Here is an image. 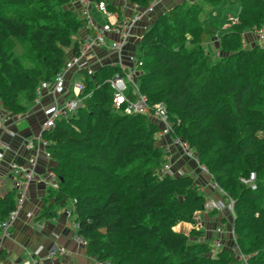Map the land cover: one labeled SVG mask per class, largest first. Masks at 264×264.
I'll use <instances>...</instances> for the list:
<instances>
[{
  "label": "trees",
  "instance_id": "16d2710c",
  "mask_svg": "<svg viewBox=\"0 0 264 264\" xmlns=\"http://www.w3.org/2000/svg\"><path fill=\"white\" fill-rule=\"evenodd\" d=\"M74 1L0 0V100L11 116L25 114L38 84L54 78L68 52L77 54L75 39L85 23ZM126 1L140 8L150 2ZM223 2L238 9L224 29L204 15ZM263 25L264 0L183 2L156 17L134 47L142 62L140 93L150 106L164 104L174 136L233 201L232 229L247 264H264V46L245 49L242 35ZM217 36L211 53L206 46ZM18 43L26 48L21 55L12 49ZM117 71L103 66L84 77L81 106L43 134L59 181L58 189L46 191L53 203L40 218L74 202L75 235L98 263L240 264L227 250L212 255L210 242L198 241L201 232L191 235L192 243L173 230L193 224L207 197L192 176L158 178L164 163L159 128L113 107L107 81ZM251 173L255 190L242 183ZM14 204V189H1L0 223Z\"/></svg>",
  "mask_w": 264,
  "mask_h": 264
},
{
  "label": "built area",
  "instance_id": "2783aa9c",
  "mask_svg": "<svg viewBox=\"0 0 264 264\" xmlns=\"http://www.w3.org/2000/svg\"><path fill=\"white\" fill-rule=\"evenodd\" d=\"M122 6L128 8L126 16H120L119 8L113 3L109 4L108 0H75L71 6L73 10H77L78 17L84 21L85 26L81 30L82 34L75 39L77 44V54L73 55L68 52L67 59L63 68L49 82H40L35 89V99L33 107L41 106L43 99L47 98V104L42 108L45 112V118L39 124L37 135L33 138L22 139L25 149L31 153L25 159V165H20L15 159L8 161V175L11 182V188L15 191L14 210L0 223V241L10 236V230L13 223L23 215L28 220L34 219V214L30 210H25V205L28 201V193L30 186L35 183H41L45 188L56 190L58 189V179L53 171H49L48 176L40 180L35 172L37 161L44 159L53 161L49 152V143L43 138V134L48 133L54 128L55 122L58 120H67L72 117L77 109L81 106L85 97L82 96L84 86V77H93L94 73L103 66L116 68L118 71L107 81L112 92V105L115 109L122 110L126 116H145L150 121L154 122L159 131L156 134L158 140H165L164 145L166 152L169 153V147L177 149L179 154L193 163L196 170L207 178L208 182L205 189L215 197L206 198L201 215L227 213L233 215V201L226 196L218 185L212 181L211 175L207 169L200 165L195 153L189 149L187 143L181 138L174 136L173 125L169 120L164 104L158 103L150 106L147 99L139 91L137 78L140 75L142 62L138 60L134 49H128L127 46L130 38L140 27L142 22L148 19H153L157 15L158 0H150L148 5L140 8L136 4H130L126 0H120ZM118 9V12L109 11L108 7ZM98 13L103 20V24L97 23L93 18L92 12ZM235 22L234 19H231ZM107 35H111L109 45H107ZM258 39L257 45L264 46V25L256 31ZM140 39V38H139ZM139 41V40H138ZM103 51L106 52V56ZM103 53V54H102ZM109 53V54H107ZM105 58H108L105 61ZM82 78L78 80V77ZM23 115H15L7 117L3 112H0V132L7 134L9 138H19V136L9 131L6 126L12 122H20ZM163 146V147H164ZM10 146L0 140V166L6 162L7 153H11ZM170 157L164 160L160 167V177L175 176L171 165L168 161ZM180 175V174H179ZM255 175L251 173L249 178L242 180V183L248 186L251 190H255ZM74 202H71L68 208L64 209L63 215L70 220L69 227L73 231V240L80 246L85 248L86 242L75 235L77 224L74 223L73 214ZM198 214V213H197ZM202 235L199 238V243L210 242L211 254L227 250L240 262L247 264L246 258L240 253L236 244L235 235L229 231L228 239L230 242L229 248H224L222 239L226 233V226L223 222L216 224L212 230L213 237L207 235L202 219H194L192 224ZM41 249H37L33 255L23 259L18 264H43L44 261L40 257ZM66 254L65 250L60 247H54L47 251L46 257L49 259L62 258ZM99 264H110L103 262Z\"/></svg>",
  "mask_w": 264,
  "mask_h": 264
},
{
  "label": "crops",
  "instance_id": "0c3cea01",
  "mask_svg": "<svg viewBox=\"0 0 264 264\" xmlns=\"http://www.w3.org/2000/svg\"><path fill=\"white\" fill-rule=\"evenodd\" d=\"M159 4L157 6V15L165 13L169 9L173 8L176 5H179L185 1L194 2L195 0H158ZM109 4H114L117 8H119L120 0H108ZM70 8V7H68ZM77 14V10H74ZM128 8L121 7L119 8V15L126 16L128 13ZM93 18L97 23L103 24V20L100 18L98 13L92 12ZM153 19H148L145 22H142L140 27L134 33V36L130 38V42L127 46L128 49H134L135 45L138 43L139 38L145 32V30L149 27V25L153 22ZM208 19V18H207ZM232 19V18H229ZM210 20V19H208ZM211 19L210 21H212ZM219 24V23H218ZM147 26V28H145ZM222 27V29L226 28V24ZM82 31L78 33L81 35ZM221 35V34H219ZM107 45H109L111 40V35H107ZM219 42V36L215 37V39L206 46V49L211 53L217 51ZM106 56V52L103 51ZM102 53V54H103ZM109 54V53H107ZM108 58H105V61ZM48 99H43L41 106L33 107L29 112L24 114L23 119L20 121L22 124H16V122H12L6 126L9 131L16 133L19 138H9L7 134H2L0 132V140L6 142L12 152L7 153L6 162L0 166V181L9 182L8 175V167L7 163L10 160L15 159L17 163L20 165H25V159L31 155L32 152L25 149L24 143L22 139L28 140L33 138L38 133L39 124L45 118V112L42 108L47 104ZM55 163L53 161H46L44 159H40L37 161L35 166V172L40 180H43L48 176L49 171L53 169ZM183 175H191L189 169H185L182 171ZM201 175L200 173H198ZM200 180H203V184H199V191L205 196L215 197L209 191L205 189V185L208 180L206 177L201 175ZM48 188H45L42 185V182L35 183L30 186L28 193V201L25 205V210H30L34 214L33 220L26 219L23 215H21L12 225L10 230V236L4 240L0 241V254L4 255V260L0 261V264H18L23 259H26L33 255V253L37 249H41L40 257L44 261L43 264H99L98 262L90 259L86 255L85 248L78 246L73 240V231L70 229L69 224L70 220H68L64 215L63 211H59L56 216L50 218H40L42 215L43 207H50L53 203L52 199L45 200L46 191ZM46 201V203H45ZM205 216L201 214H195L194 219L201 218L204 224ZM181 233V231H175ZM60 247L63 248L66 252L65 256L62 258L49 259L46 257V253L48 250Z\"/></svg>",
  "mask_w": 264,
  "mask_h": 264
},
{
  "label": "rangeland",
  "instance_id": "374dc122",
  "mask_svg": "<svg viewBox=\"0 0 264 264\" xmlns=\"http://www.w3.org/2000/svg\"><path fill=\"white\" fill-rule=\"evenodd\" d=\"M185 2H189V1H185ZM189 3H192V2H189ZM120 4H123V3L120 2ZM237 11H238V9L235 6H233V5L228 6L226 2H223L222 4H220L219 6L213 8V9L205 8L204 15L206 18H208L210 20L213 19V20L217 21L219 23V26H223L227 23V21H229V22L231 21V19H229V18H233L236 16ZM8 12L10 14H12L13 12L15 13L16 11H14V10L10 11L9 10ZM231 24H232V22H231ZM145 28H147V26ZM242 39H243L242 46L245 49H249V48L254 47L255 45H257V42H258V39L256 37V31L255 32H247V33L243 34ZM13 46L14 47L12 49H15L16 53L19 55H21L23 53V51L26 49L23 46L19 45V43L15 44ZM217 49H218V47H217ZM24 63L27 64L26 62H24ZM81 78H82V75H80L78 77V80H80ZM30 110L31 109H29L27 112H29ZM0 112H3L7 117H13L10 115V112L4 107L1 100H0ZM16 124L19 125V127H20L22 123L17 122ZM165 142L166 141L163 139L157 140L156 145L162 147V151L164 153L163 154L164 160L166 158L170 157L168 159V161L171 165L173 173L176 175H179L185 169H189L191 172L190 176L193 177L194 181L197 184H200V183L203 184V180H200L201 178H199L202 176L198 174L199 172L193 166V163L190 160L186 159L185 157L181 156L177 149L175 150L174 148H171L168 146L169 153H167L165 151L166 147L164 146V145H167V144H165ZM156 175H158L159 179L163 178V177L162 178L160 177V169L159 168L156 170ZM4 188L10 189L11 188V182L10 183L9 182H3L1 180L0 181V190L4 189ZM233 220H234L233 215H229L227 213H224L223 215H218L215 213L208 214L205 216L204 228L206 229L207 235L210 238V237H213V234L211 232H212L214 226L220 222H223L224 225L226 226V233L223 236L222 243H223L224 248H229L230 242H229V239H228L229 237L227 234L229 233V231L233 230L232 229L233 228ZM173 230L179 231V232L181 231V233L186 235L189 238L190 242H192V243L197 241L194 238L195 237L194 235H193L194 237L192 236V238H191L192 234H195V232H198L195 228H193L192 224L178 223L173 227ZM215 254H216V252L213 253V255H215Z\"/></svg>",
  "mask_w": 264,
  "mask_h": 264
}]
</instances>
